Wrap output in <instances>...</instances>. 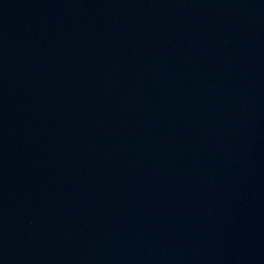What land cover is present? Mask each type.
<instances>
[{
	"label": "water",
	"instance_id": "obj_1",
	"mask_svg": "<svg viewBox=\"0 0 264 264\" xmlns=\"http://www.w3.org/2000/svg\"><path fill=\"white\" fill-rule=\"evenodd\" d=\"M0 264H264V0H0Z\"/></svg>",
	"mask_w": 264,
	"mask_h": 264
}]
</instances>
